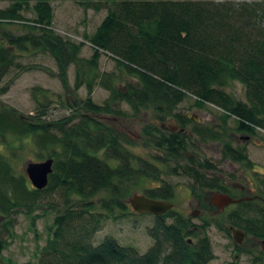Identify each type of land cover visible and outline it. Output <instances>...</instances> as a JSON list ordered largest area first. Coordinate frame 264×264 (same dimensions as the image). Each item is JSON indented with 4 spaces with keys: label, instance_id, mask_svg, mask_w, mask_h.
Returning a JSON list of instances; mask_svg holds the SVG:
<instances>
[{
    "label": "trees",
    "instance_id": "1",
    "mask_svg": "<svg viewBox=\"0 0 264 264\" xmlns=\"http://www.w3.org/2000/svg\"><path fill=\"white\" fill-rule=\"evenodd\" d=\"M0 1L11 3L0 9V21H24L21 12L33 1L35 13L26 24L34 33L7 35V44L0 45V81L20 66L17 51L25 45V50L32 47L49 52L63 85L67 84L68 67L75 65L76 88L83 84V76L91 92L96 77L93 72L104 55L136 78V84H128L126 92L111 81L103 82L110 94L108 99L102 105L94 103L91 96L78 102L83 113L77 123L71 114L45 122L44 109L23 116L0 101V139L5 142L8 136L31 137L39 158H45L46 153L53 159L47 187L37 190L25 175L15 173L9 159L0 153V264H14L2 252L13 238L16 214L32 215L46 197L55 195L61 211L54 213L36 264H208L214 258L205 231L208 223L196 225L175 211L155 217L156 224L147 232L153 243L144 254L119 245L112 237L94 244L105 221L132 214L127 200L133 186L156 170H152V163L127 151L118 133L97 117L118 114L112 105L124 102L136 113L152 107L163 117L179 120L185 117L176 112V106L192 96L196 107L211 104L224 111V119L234 117L235 131L250 137L264 132V0H72L86 10L107 11L95 32L79 43L54 33L52 0ZM84 43L92 48L90 59L79 57ZM85 70L90 77L85 76ZM233 81L244 86L246 102L224 90ZM186 122L181 120L183 126ZM225 123L214 128L194 126L192 132L201 141L218 140L225 135ZM145 132L160 139L169 156L164 157L166 162H178L186 148L185 140L190 138L168 132L166 136L154 127ZM101 151L103 158L99 156ZM221 154L223 160L248 169L253 166L245 147L222 143ZM161 158L153 160L159 162ZM190 162L191 168L184 170L199 191L227 192L221 180L213 179L212 171H220L214 164L199 159ZM161 184L145 190V196L157 200L173 197L172 187ZM100 192L106 197L96 204L94 198ZM256 199L259 202L254 199L238 204L229 219L247 236L264 240V198ZM167 219L172 222L167 223ZM189 237L195 240L192 244Z\"/></svg>",
    "mask_w": 264,
    "mask_h": 264
},
{
    "label": "rangeland",
    "instance_id": "2",
    "mask_svg": "<svg viewBox=\"0 0 264 264\" xmlns=\"http://www.w3.org/2000/svg\"><path fill=\"white\" fill-rule=\"evenodd\" d=\"M10 4L8 1H0V9H6ZM33 5L34 1L30 3L27 10L21 12L24 18L22 22L0 21V45L7 44L5 37L7 35L23 36L34 33L27 27L29 25H26L35 18ZM51 7L54 33L76 43L84 41L85 36L92 35L107 13L105 9L99 12L93 9L86 10L72 0H52ZM27 46L30 47L28 44ZM25 47L26 45L22 50L17 51L16 61L20 66L12 68L0 81V91L6 87L4 92H0V101L8 107L15 108L23 116H33L44 109L46 114L42 116V119L45 122L57 121L71 114L76 117L75 123H77L78 115L83 113V110L78 108V102L91 96L94 103L102 105L108 99L110 94L102 85L103 82L111 81L115 87L124 92L128 84H136L134 76L119 69L112 59L104 55L99 59L98 70L93 72L96 77L91 92H88L87 78L83 76L81 77L83 84L76 88L75 65L68 67L67 84L63 85L59 79L56 62L49 52L34 50L32 47L25 50ZM92 54L91 46L84 43L79 57L90 59ZM85 76L90 77V72L87 73L85 70ZM224 90L239 101H247L245 88L237 81L230 82ZM194 101L195 98L192 96L184 98L176 106V112L195 113L198 121L200 123L205 121L204 126L209 128L222 126L221 124L225 121L226 132L224 137L218 140L201 141L195 136L186 138V148L178 162L173 160L166 162L164 157L168 155L165 147L160 144V139L147 135L145 132V129L150 131L154 127L162 130L163 135L167 136L166 128L170 125L171 118L169 115L163 117L152 107L141 109L136 113L126 103L118 102L112 105L113 110L118 114L100 115L97 119L118 133L122 140L120 144L134 157L152 163L154 165H151L152 170L156 169V172L153 170L149 177H142L137 181L132 188V194L145 195V190L161 187V183L170 185L173 191V197L168 199L173 204L170 211L178 212L196 225L204 221L208 223L205 231L214 253V258L208 264H264L262 245L259 240L245 235L243 242L236 247L231 228L238 227L232 225L229 219V213L236 206H227L221 211L214 201L220 191L218 189L199 191L191 175L184 170L186 167L191 168L190 160L194 162L197 159L208 160L217 165L220 170L214 173L213 179L224 181L223 185H227L230 196L236 199H244L246 196L249 199L254 196L264 198L262 182L264 180V132L258 131L254 136L251 135L250 139H246V134L235 131L234 117L224 119L221 116L224 112L222 109L211 104L198 108L194 105ZM192 126L193 123H188L186 131ZM222 143H229L234 147H245L247 156L252 162V168L248 169L239 163L224 161L221 154ZM0 153L9 159L15 173L25 176V165L28 162H41L48 158L46 153L45 158H39L40 152L34 146L31 137L8 136L5 142L0 139ZM99 156L104 157L102 151ZM157 156L162 157V160L159 162L153 160ZM110 164L114 165L116 161H110ZM137 164L135 163L134 166ZM105 197L106 194L100 192L94 198V202L97 204ZM128 201L129 199L127 200L129 205ZM256 201L259 202V200ZM60 207L61 204L56 195L48 196L40 207L32 210V215L24 212L16 214L13 238L2 252L4 258L10 259L14 264H36L38 252L48 238V229L53 223L54 213L61 211ZM96 209H99L98 206ZM130 213L132 214L126 217L105 221L102 229L94 237V244L97 245L105 237H112L119 245L132 247L140 254H144L152 245L153 241L147 232L156 224V218L152 215H138L133 211ZM31 218L34 219V226ZM166 221L171 223L172 219ZM189 239L195 241L192 237Z\"/></svg>",
    "mask_w": 264,
    "mask_h": 264
},
{
    "label": "water",
    "instance_id": "3",
    "mask_svg": "<svg viewBox=\"0 0 264 264\" xmlns=\"http://www.w3.org/2000/svg\"><path fill=\"white\" fill-rule=\"evenodd\" d=\"M53 172V159L47 158L41 162H28L25 165L26 177L37 190H43L47 187L49 182V175ZM225 202H235L228 196L223 197ZM132 210L140 215H153L160 217L173 207V204L166 200H155L146 197L145 195H139L134 193L131 195L128 201ZM234 238L237 243H241L244 234L240 231L233 229ZM238 236H237V234ZM262 247L264 249V241H262Z\"/></svg>",
    "mask_w": 264,
    "mask_h": 264
},
{
    "label": "flooded vegetation",
    "instance_id": "4",
    "mask_svg": "<svg viewBox=\"0 0 264 264\" xmlns=\"http://www.w3.org/2000/svg\"><path fill=\"white\" fill-rule=\"evenodd\" d=\"M178 113L180 115H183L185 118H183V119L181 118V119L178 120L177 118L171 117L170 118V125L166 128L167 129L166 131L168 133H170V134H177V135H184V136L191 137V136H195L193 134V132H192V129H193L194 126H200V127L202 126V127H204L205 121L200 123V121H198V116L195 113L186 112V111H182V113H180V112H178ZM186 119H187V121H188L189 124L190 123H193V126L190 129H188L187 131H186V129H187L188 123L186 122V125H184V126H183V123H181V120H182V122H185ZM246 137H245L246 139H250V136H246ZM224 161H226V160H224ZM228 161H230V160H228ZM215 166L217 167V165H215ZM212 173H215V172L212 171ZM226 196H228L229 198H231L235 202H225V200L223 199V197H226ZM256 198H260V197L254 196V198L249 199L246 196L244 199H236V198L230 196L229 193H228V191H227V192H219L218 195L215 196L214 201H215V204L217 205V207H219V209L222 211L227 206H236L237 207V205L240 204L241 202H244V201H254V199L257 200ZM155 200H157V199H155ZM166 201H169V200H166ZM172 208L170 210H172ZM170 210H168V211H170ZM233 210H235V209H233ZM233 229L234 228H231L232 232H233ZM235 230L242 232L244 234V237H245V235L247 236V234L243 230H240L238 228H235ZM237 236H238V234H237ZM244 237H243V239H244ZM233 238H234V233H233ZM243 239H242V242H243ZM234 241H235V238H234ZM259 241L261 242V245H262V241H264V240H259ZM189 243L192 244V240L191 239H189ZM235 243H236V247H238L241 244V243L240 244L237 243L236 241H235ZM262 254L264 255V249H263V247H262Z\"/></svg>",
    "mask_w": 264,
    "mask_h": 264
}]
</instances>
